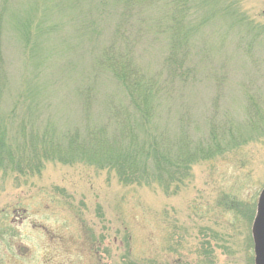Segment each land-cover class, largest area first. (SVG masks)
I'll return each mask as SVG.
<instances>
[{
    "label": "rangeland",
    "instance_id": "obj_1",
    "mask_svg": "<svg viewBox=\"0 0 264 264\" xmlns=\"http://www.w3.org/2000/svg\"><path fill=\"white\" fill-rule=\"evenodd\" d=\"M194 1L188 22L192 47L203 42L214 53L212 66L231 68L219 111L241 122L243 79L254 75L243 55L246 46L253 45L262 61L257 72H264V0ZM94 7L92 0H6L3 9L0 49L12 88L34 89L59 121L78 113L75 85L86 74L98 29L101 39L110 33L112 21L98 17ZM90 17L101 20L98 29H85L90 24L82 23ZM145 44L143 58L154 69L163 45ZM256 82L254 90L264 94V82ZM197 88L196 99L185 103L203 121L215 89L211 83ZM244 127L240 147L195 165L174 196L158 187H123L86 165L46 163L21 184L9 175L0 181V264H99L93 246L113 248L115 241L120 247L126 235L135 256L158 264H194L207 246L214 264H252L251 225L264 186V125L256 134ZM104 259L100 264L108 263Z\"/></svg>",
    "mask_w": 264,
    "mask_h": 264
},
{
    "label": "trees",
    "instance_id": "obj_2",
    "mask_svg": "<svg viewBox=\"0 0 264 264\" xmlns=\"http://www.w3.org/2000/svg\"><path fill=\"white\" fill-rule=\"evenodd\" d=\"M111 2L92 0L95 14L112 21L106 39L99 34L98 17L82 23L90 24L87 30L96 24L98 32L86 74L79 75L74 88L79 104L75 116L59 121L48 110L51 104L33 94L34 89L12 88L0 49V181L12 175L25 183L38 176L46 163L86 165L123 187H158L174 196L189 182L195 165L240 147L244 126L252 134L263 132L264 94L254 89L256 79L264 82V72H257L262 61L253 45L243 53L254 70V75L243 79V121L232 123L228 113L219 111L233 79L231 68L212 66L214 53L203 42L192 47L188 22L195 1ZM5 5L6 0L0 9V30ZM92 34L93 30L89 37ZM146 42L163 45L154 69L141 52ZM236 48L241 50L240 45ZM206 83L215 93L209 99L212 111L204 113L202 121L185 100L196 99L195 90ZM105 85L108 88L102 91ZM226 198L236 203L235 198ZM121 243L119 247L114 241L113 248L103 250L101 242L93 246L98 263L105 258L106 264H158L156 259L135 256L128 235ZM197 255L194 264H214L209 246Z\"/></svg>",
    "mask_w": 264,
    "mask_h": 264
},
{
    "label": "water",
    "instance_id": "obj_3",
    "mask_svg": "<svg viewBox=\"0 0 264 264\" xmlns=\"http://www.w3.org/2000/svg\"><path fill=\"white\" fill-rule=\"evenodd\" d=\"M253 264H264V187L260 190L251 227Z\"/></svg>",
    "mask_w": 264,
    "mask_h": 264
}]
</instances>
